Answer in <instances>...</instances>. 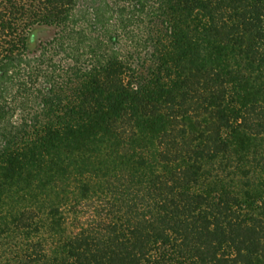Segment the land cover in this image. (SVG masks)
<instances>
[{
	"label": "trees",
	"instance_id": "1",
	"mask_svg": "<svg viewBox=\"0 0 264 264\" xmlns=\"http://www.w3.org/2000/svg\"><path fill=\"white\" fill-rule=\"evenodd\" d=\"M0 264H264V0H0Z\"/></svg>",
	"mask_w": 264,
	"mask_h": 264
},
{
	"label": "rangeland",
	"instance_id": "2",
	"mask_svg": "<svg viewBox=\"0 0 264 264\" xmlns=\"http://www.w3.org/2000/svg\"><path fill=\"white\" fill-rule=\"evenodd\" d=\"M112 1V0H111ZM113 1H115V0H113ZM125 2V1H124ZM42 33V35H44V36H47L48 38L50 37V36H52V33H48V32H45V31H43V32H41ZM31 47H34V42L32 41V45H31Z\"/></svg>",
	"mask_w": 264,
	"mask_h": 264
}]
</instances>
